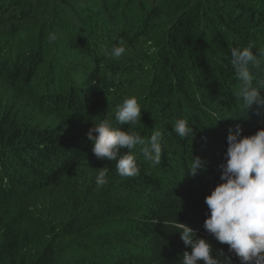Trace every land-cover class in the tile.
<instances>
[{"label": "trees", "instance_id": "obj_1", "mask_svg": "<svg viewBox=\"0 0 264 264\" xmlns=\"http://www.w3.org/2000/svg\"><path fill=\"white\" fill-rule=\"evenodd\" d=\"M249 42L264 48V0H0V72L59 117L20 119L0 101V264H180L190 249L175 220L240 264L203 225L229 130L264 127L242 109L230 63ZM117 44L125 53L108 56ZM129 96L142 109L134 130L161 131L163 152L154 164L137 145L140 172L121 177L87 133ZM193 155L206 162L195 177Z\"/></svg>", "mask_w": 264, "mask_h": 264}, {"label": "clouds", "instance_id": "obj_2", "mask_svg": "<svg viewBox=\"0 0 264 264\" xmlns=\"http://www.w3.org/2000/svg\"><path fill=\"white\" fill-rule=\"evenodd\" d=\"M125 51L124 46L117 44L107 55L119 58ZM230 63L241 84L242 109L249 113L255 106L257 114L264 113V78L260 76L264 70V48L252 42L234 47ZM141 119L142 109L136 96H129L117 106L114 117L94 123L87 133L92 153L98 159L116 161V172L121 177L139 174L133 151L137 145L141 146L146 161L154 164L161 161L163 134L155 130L146 141L133 127ZM122 124L130 127L122 129ZM173 131L182 139L195 134L193 126L183 118L175 122ZM227 141L225 162L220 165L222 182L205 197L208 212L203 227L216 241L228 245V251L240 264H264V127L252 135L230 129ZM201 170H206V162L193 155L188 173L195 177ZM108 182L109 169L99 168L95 176L97 188ZM166 225L178 230L190 249L183 254L180 264H232L231 256L224 255L223 249H214L210 240L198 236L187 224L175 220Z\"/></svg>", "mask_w": 264, "mask_h": 264}, {"label": "rangeland", "instance_id": "obj_3", "mask_svg": "<svg viewBox=\"0 0 264 264\" xmlns=\"http://www.w3.org/2000/svg\"><path fill=\"white\" fill-rule=\"evenodd\" d=\"M36 91H38L36 88L30 90L15 87L0 72V101H3L8 108L15 109L20 119H31L32 121L44 123L49 121L51 117H55L56 121L59 117L53 111L34 107Z\"/></svg>", "mask_w": 264, "mask_h": 264}]
</instances>
